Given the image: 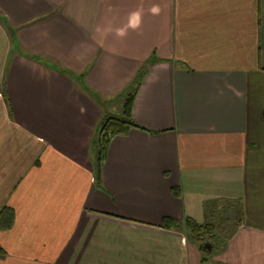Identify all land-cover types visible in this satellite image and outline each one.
Returning a JSON list of instances; mask_svg holds the SVG:
<instances>
[{"label": "crops", "instance_id": "0c3cea01", "mask_svg": "<svg viewBox=\"0 0 264 264\" xmlns=\"http://www.w3.org/2000/svg\"><path fill=\"white\" fill-rule=\"evenodd\" d=\"M0 16L25 52L9 63L0 22V210L16 212L0 264H264V0H0ZM153 57L132 113L148 132L113 139L100 191L103 109L58 68L113 99ZM229 199L241 221L216 253L162 226Z\"/></svg>", "mask_w": 264, "mask_h": 264}, {"label": "trees", "instance_id": "16d2710c", "mask_svg": "<svg viewBox=\"0 0 264 264\" xmlns=\"http://www.w3.org/2000/svg\"><path fill=\"white\" fill-rule=\"evenodd\" d=\"M0 22L4 25V27L7 30V34L10 37V41L12 44V51H11V57L9 59V63L12 60V57L15 54H23L25 53L24 50L21 48L19 40L17 39V30L13 28L7 21V19H4L0 16ZM157 62V58L153 57L144 65L142 66L139 73L136 75L135 79L132 81V83L117 97L113 99H100V96L92 91L90 87L84 83V75H76V73H73L71 71L65 70L64 68H58L61 72L67 73L69 75H72L71 77L75 78L77 82L80 83L83 90L88 94L90 97H92L103 109V118L96 130V133L91 141V148L94 155L93 160V171L95 176V187L100 190L104 191V185L102 180V172L103 167L105 164V161L107 159L108 149L113 141L114 138L118 136H126L128 135L131 130L133 129H139L142 131H147L143 126L138 124L132 117L133 113V105L136 99V96L141 88V85L146 78V76L149 73L150 68ZM53 62L50 63L52 65ZM56 67H59L56 65ZM3 92L5 93V99L7 102V105L10 107L8 96L5 92V85L3 87ZM121 102L122 103V109L120 110L119 114H114L110 107L112 108V105L116 103ZM10 115H12V110L10 108L9 110ZM37 166H39V163H36ZM173 194L177 197H180L181 191L179 188H175L173 190ZM230 211H233L234 216L237 217L236 225L233 226L234 230L236 226H238L239 222L241 221V207L239 204H232ZM227 210H224L222 212V216L224 217V214ZM237 214V215H236ZM231 216V212H229V218ZM16 221V212L13 208L5 206L0 210V232H9L13 229ZM163 228L165 229H177L181 230L183 227L182 225H178L177 221L165 218L163 220ZM185 227L188 230V235H192V238L195 239V241L200 245V249L202 251H206L207 253H216L215 251L221 250L219 247L216 246V244H213L209 242L208 240H205V238L208 236L209 238H214L218 236L216 234L217 225L214 223H205L200 224L197 221L193 220L192 218L186 219ZM232 228V229H233ZM217 239V238H216ZM6 253L2 248H0V257L5 258ZM203 263H207V259L205 256H203Z\"/></svg>", "mask_w": 264, "mask_h": 264}, {"label": "rangeland", "instance_id": "374dc122", "mask_svg": "<svg viewBox=\"0 0 264 264\" xmlns=\"http://www.w3.org/2000/svg\"><path fill=\"white\" fill-rule=\"evenodd\" d=\"M112 107L113 108H111V109H113L112 110V112L114 113V114H119L120 113V110L122 109V103L121 102H117L116 104H114V105H112ZM215 200H209V201H207L206 203H205V209H206V211L208 212V211H210L211 213L209 214V215H206V220L203 222V223H200V224H205V223H214V224H216L217 225V229H216V234H218L219 236H225V235H227L228 233H226V232H228V231H230V227H233V226H235L236 225V219H237V217L236 216H234V213H233V211H230V210H232L231 209V207H226L224 210H227L225 213H223L224 214V217L221 215V213L222 212H224V210H222V207H221V209L219 210V211H217L216 210V208H214V202ZM226 202L228 203V204H233V200L232 199H229V200H226ZM212 203H213V205H212ZM230 205V206H231ZM237 205V204H236ZM216 207H218V206H216ZM229 212H231V216L232 217H230L229 218ZM218 213V214H217ZM237 215V214H236ZM194 220V219H193ZM199 223V222H198ZM182 225V224H181ZM230 226V227H229ZM181 227H183L182 229H181V231H183V232H188V230H187V228L185 227V225H182ZM233 230H234V228H233ZM224 232V233H223ZM222 234V235H221ZM219 236H216V237H214V238H209L208 236L205 238V240H208L209 242H211V243H213V244H216V246L217 247H222V243H221V240L219 241V240H217L216 238H219ZM186 238H187V241L188 242H196L195 241V239L194 238H192V235H187L186 236ZM220 238H222V237H220ZM224 241V240H223ZM197 243V242H196ZM221 250H222V248H220ZM217 251H220V250H217ZM202 253H203V255L205 254V256H206V254H207V252L206 251H201ZM208 258V257H207ZM152 259H154L153 261H155L156 259L157 260H160L161 259V257L160 258H158V256H157V253H154L153 255H152ZM209 264H216L214 261H213V259L212 258H210L209 257ZM167 264V263H166Z\"/></svg>", "mask_w": 264, "mask_h": 264}, {"label": "clouds", "instance_id": "9594fccd", "mask_svg": "<svg viewBox=\"0 0 264 264\" xmlns=\"http://www.w3.org/2000/svg\"><path fill=\"white\" fill-rule=\"evenodd\" d=\"M152 13L154 15H159L160 13V8L159 6H153L152 8ZM133 17H134V20L133 21H130L128 27H130L132 30H137L139 29V27L141 26V17H140V14L139 13H133L132 14ZM116 35L120 38H126L127 36V29H117L116 30Z\"/></svg>", "mask_w": 264, "mask_h": 264}]
</instances>
